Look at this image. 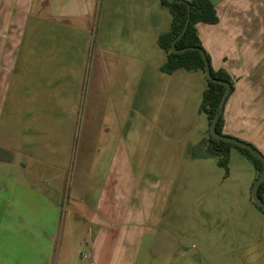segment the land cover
<instances>
[{
	"label": "crops",
	"instance_id": "obj_1",
	"mask_svg": "<svg viewBox=\"0 0 264 264\" xmlns=\"http://www.w3.org/2000/svg\"><path fill=\"white\" fill-rule=\"evenodd\" d=\"M211 1L219 22L197 30L212 68L235 82L224 134L264 155V0ZM171 21L161 0H0V264H71L64 180L33 164L38 132L49 135L52 125L54 89L49 75L36 73L45 50L62 58L65 120L69 88L85 94L87 122L68 194L85 224L79 264H264L252 162L232 149L228 176H178L183 163L198 172L212 155L199 111L205 76L161 70L167 55L158 41ZM94 30L89 93L85 58ZM113 131L116 153L99 176L102 164L88 152ZM138 134L152 137L147 147L129 139ZM195 180L202 190H194Z\"/></svg>",
	"mask_w": 264,
	"mask_h": 264
},
{
	"label": "rangeland",
	"instance_id": "obj_2",
	"mask_svg": "<svg viewBox=\"0 0 264 264\" xmlns=\"http://www.w3.org/2000/svg\"><path fill=\"white\" fill-rule=\"evenodd\" d=\"M94 42H95V30L91 33L90 36V45L88 48V53L85 58V63L88 66V92L90 93V85H91V70L90 65L91 61L94 58ZM42 48V46H41ZM42 50V49H40ZM42 52V51H41ZM61 57L56 56L51 59L48 58L46 50L39 55L36 56V64L37 67V75L39 76H47L49 75V82L53 87L54 94L52 92L49 98L51 99V114L49 115V120L51 121V127H49V135L43 134L40 130L37 135V142L39 145V151L37 152V158L33 161L34 167L36 170L40 171V173H50L52 172L55 176L61 179V183L63 182L64 188V197L62 199V215L63 219L70 216L73 226V235L71 238V256L70 261L71 264H79L80 262V243L81 237L85 231V224L80 221L79 216L76 214V209L72 204L71 200H68L69 192H72L74 187L75 177L78 173V164L80 160V144L82 139V134L84 128L86 126V116H85V105L84 97L85 94L83 90L79 88L76 84L69 88L71 103L68 104V118L64 119V100H63V92H64V71L62 70V63L59 64L58 59ZM62 59V58H61ZM57 62V63H55ZM78 64L81 61L77 62ZM83 63V61H82ZM59 66V67H58ZM75 78L79 76L80 70L72 72ZM40 87H42L41 82H39ZM79 85V84H78ZM78 92V95H77ZM82 102V103H81ZM88 107V103L86 108ZM42 116V111L39 116ZM108 123H111V120H107ZM109 124V126L111 125ZM104 126V125H103ZM112 126V125H111ZM105 127V126H104ZM16 134H13V142L16 141ZM117 135L112 132L109 134H104L102 138H100L101 149L92 150L88 152L90 160H94L100 162L102 167L99 168L101 171V175H106L110 163L114 157L115 151V142ZM151 136H143V135H133L129 136L130 140L136 139V143L138 146L143 149L144 145L147 147V144L151 142ZM170 145L172 143L169 142ZM168 144V146H169ZM236 150V149H234ZM188 163L182 164V167L179 171V178H183V176L189 175L194 176L198 175V177L208 176L213 177L216 175H224V170L220 168L217 164V158L211 156L208 159V164L204 165L202 169L198 172L195 170H190L187 166ZM96 167L88 168V170L93 171V174L96 175ZM171 171V168H169ZM198 170V169H197ZM25 172V171H24ZM26 174V173H25ZM25 174L24 177H25ZM26 180V179H25ZM59 182V180H57ZM56 181V182H57ZM200 181V180H198ZM197 180L194 181V189L196 192L198 190H202L201 183ZM57 182L58 186H61L60 183ZM94 187L95 184H92ZM183 186V185H180ZM197 189V190H196ZM181 190H186L183 187ZM207 194V192L205 193ZM208 198L204 199V204H207ZM78 219V220H77ZM67 222V220H66ZM59 251V246H57V252Z\"/></svg>",
	"mask_w": 264,
	"mask_h": 264
},
{
	"label": "trees",
	"instance_id": "obj_3",
	"mask_svg": "<svg viewBox=\"0 0 264 264\" xmlns=\"http://www.w3.org/2000/svg\"><path fill=\"white\" fill-rule=\"evenodd\" d=\"M161 4L169 10L172 18L169 31L163 33L159 37L158 41L159 46L167 55V60L162 66L161 70L163 73L172 74L178 69H184L189 72H201L205 76L207 88L203 93L199 111L200 113H203L207 116L210 128L220 100L224 94L225 87L223 85L213 83L207 79L205 72V62L199 51L189 50L184 53L176 54L172 52V44L174 40L180 35L186 24L190 6V22L185 34L179 41H177L176 48L179 50L185 48H199L205 51L198 35L197 26L201 23L214 25L219 22V17L217 15L215 5L211 0H181V2L161 0ZM205 53L211 67L212 76L215 79L231 84L230 95H232L235 91L234 80L224 70L215 71L211 66L210 56L206 51ZM224 127L225 118L223 113L217 124V131L219 134L225 135ZM206 144L208 152L212 156L217 158L218 166L224 169L225 176L229 175V164L232 149L238 150L243 156H245L250 162H252V164L255 166L258 176L261 174L263 169L262 162L249 151L223 141H217L211 137L210 132H208ZM263 196L264 184H262L259 188V197L264 201ZM256 208L264 214L261 208L257 206Z\"/></svg>",
	"mask_w": 264,
	"mask_h": 264
},
{
	"label": "water",
	"instance_id": "obj_4",
	"mask_svg": "<svg viewBox=\"0 0 264 264\" xmlns=\"http://www.w3.org/2000/svg\"><path fill=\"white\" fill-rule=\"evenodd\" d=\"M168 1H170V2H181V0H168ZM190 9L191 8L189 6V14H188L186 24H185L182 32L180 33V35L174 40V42L172 44V52L179 54V53H184V52L189 51V50L199 51L201 53L203 59H204V62H205V72H206L207 79L213 83L220 84V85H223L225 87L224 94L220 100V103H219L218 108L216 110L215 116H214L212 123L210 125L209 132H210V135L213 139H215L217 141H223V142L232 144L236 147H239L241 149L247 150L262 162V164H263L262 172L258 176V178H257V180H256V182L252 188V201L257 207L261 208L262 211L264 212V201L259 197V188L262 184H264V155L262 154L261 151H259L253 145H251L247 142H244L242 140H239L237 138L231 137V136L219 134L217 131L218 121H219L221 115L224 113V109H225L227 99L229 98V96L231 94V84L224 82V81H221V80H218V79H215L212 76L211 67H210L209 61L207 59V56H206V53L204 50L199 49V48H185V49L179 50L176 48L177 41H179L182 38V36L185 34V32L188 28V25L190 22V15H191Z\"/></svg>",
	"mask_w": 264,
	"mask_h": 264
}]
</instances>
